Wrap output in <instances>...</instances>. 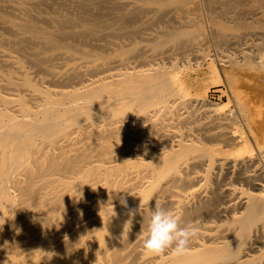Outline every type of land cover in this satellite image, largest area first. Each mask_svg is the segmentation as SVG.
Masks as SVG:
<instances>
[{
	"label": "bare ground",
	"instance_id": "bare-ground-1",
	"mask_svg": "<svg viewBox=\"0 0 264 264\" xmlns=\"http://www.w3.org/2000/svg\"><path fill=\"white\" fill-rule=\"evenodd\" d=\"M131 3L0 0V46L17 54L0 59V264H264V0ZM168 7L197 13L158 30L147 46L159 52L195 43L198 69L228 88L236 109L192 100L220 133L155 151L138 127L126 132V119L152 130L170 101L186 96L183 76L163 67L102 76L98 69L141 51L132 36L156 18L136 22L139 12ZM251 42L255 55L243 48ZM212 43L215 54L203 48ZM29 64L43 76L34 77ZM130 135L135 139L120 142ZM190 160L204 163L203 175L184 172ZM225 165L240 168L241 188L215 185L197 196V182L202 190L216 184ZM157 202L182 226L198 228L187 251L143 249L142 219ZM219 217L227 225L194 223Z\"/></svg>",
	"mask_w": 264,
	"mask_h": 264
},
{
	"label": "rangeland",
	"instance_id": "rangeland-1",
	"mask_svg": "<svg viewBox=\"0 0 264 264\" xmlns=\"http://www.w3.org/2000/svg\"><path fill=\"white\" fill-rule=\"evenodd\" d=\"M131 2H132V0H124V4L126 5V6L124 5V7H126V8L130 7L132 5ZM152 9L153 8H149V9H147V11H146V9L142 10L141 12L138 13L139 15L137 14L138 16L135 18L136 22L146 21L149 18H156L157 22L155 19L150 23H145L141 27L140 31L136 32L134 34L137 37H134V35L132 36V38L138 40L141 44V46H140L141 51L139 49V51L135 55L132 56V57H134V56L136 57V58H133L132 64H131L132 57H131V60H129V61L128 60L127 61L115 60V61L110 62V63H100L101 66L99 67L98 71H101V70H103V71L99 72L98 75L102 76V75H105L108 73H119V72L125 71L126 69H129V68L149 69L151 67H163L170 74L175 73V74H179V75L183 76V78H182V82L184 85L183 89H184V93L186 94V96H184V99L177 98V99H173L172 101H170L168 112L163 114L164 117H163L162 121L153 125L152 130H149V131L144 130L141 125H137V123H135V120L132 119V117H129L126 119V122H128V124L130 125V126H128L129 128L126 130V132H128L129 129L135 131L136 127H138L136 132L143 133V135L140 138L141 141H143V143L145 145H147L149 148L153 147L154 150L157 151L159 148H161L165 145L177 144L176 142L183 140V139H184L183 141L194 140V139H199V138L202 139V138H205V136L220 133L221 129L219 128L218 125H216L215 123H213V124L208 123L211 121L210 118H208L211 116L210 115L211 113H209L207 111L206 107H203V106L200 107L201 106L200 104H196L192 100H194V99H205L206 103H211V104L228 103V110H230V111L235 110L236 108H235V104L233 102H230V92H229L228 88L226 86H224L223 84L213 83L212 80L210 79L211 76L208 73H204L203 69H198V66H197V63L199 61L198 56L201 54V52L199 51L200 49H198V46L195 43L183 41L180 43L181 45L179 44V45H176L175 47H174V45H167L163 50H161L159 52H155L147 46L148 40L151 37V35L155 34L158 30L165 28V27H169V26L185 25L187 23L186 22L187 19L193 17L194 14L197 13L193 9V7L181 8V9H174V8L168 7L161 12H157L155 9H153V10ZM180 10H183V11H181L182 13L180 12ZM202 10L200 11L199 15L204 17V20H206L207 13L204 9H202ZM191 12H193V13H191ZM164 13H166V15ZM172 16H173V18H172ZM158 19H160L161 22L158 21ZM169 19H172V20L177 21V22L175 23L172 20L170 22ZM137 20H139V21H137ZM151 23H152V25H151ZM147 25L148 26L150 25V27L148 29L145 28V27H148ZM139 38H142V39L144 38L146 40H144V39L141 40ZM110 39L115 40L114 38H110ZM263 44H264V41H263ZM207 47H209L211 54H215V51L217 49L220 50L219 48H216L213 43L209 44L208 46H207V44H205V46L203 48L206 49ZM243 48H244L245 52H247V53H250L252 55L256 54V48L252 42L243 45ZM168 49H170V50H168ZM163 52H164V54H163ZM0 54L2 55V56L0 55V59L6 58V55H8V56H16L17 55L15 52L10 50V48L8 49L7 47H1V46H0ZM160 55H163V56H160ZM140 60H142V61L144 60L143 65L141 64L142 62ZM151 60H152V62H151ZM124 62H126V63H124ZM114 63H116L115 66L113 65ZM120 64H122V65H120ZM28 66L31 67L30 64ZM107 66L110 68L107 69L106 68ZM111 67H113V68L111 69ZM199 68H201V66ZM197 70H200V71H197ZM30 71H31V73L34 71L32 73V75L34 77L43 76L42 73L35 72L36 70L33 67H31ZM87 73H89V72H87ZM90 74H92V72H90L89 75ZM96 74L97 73H95V75ZM85 75H86V77L89 76L86 73H85ZM248 96H249V98H252L253 94H251L249 92ZM180 100H183V101H180ZM190 103H191V105H190ZM160 113H161L160 110H156L153 113H151L152 117H150L148 119V121L145 122L144 124L150 125L151 119L155 118ZM183 119H185V120H183ZM183 121H185V122H183ZM119 124H124V123H119ZM240 124H242V123L240 122ZM163 126H165V127H163ZM212 126H214V127H212ZM123 131H125V130H123ZM174 133H175V136H174ZM197 134H199V135H197ZM176 136H177V138H176ZM183 136H184V138H182ZM133 139H135L133 137V135H130V136L124 137L123 140H121L120 142L126 143L128 141H132ZM137 139H139V138H137ZM195 166H197V167H195ZM198 166H200V168ZM230 167H231L230 165H225L223 167V169L221 170V172L218 171V173H215L213 180H214V178L216 179V184H214L213 183L214 181H213L212 184H210L207 189H203V190L200 189L203 182L202 181L197 182V185L195 186V188L198 187L199 191H200V192L197 191V196L198 195L203 196L206 193V191H208L210 188L214 187L215 185H218V186L222 185L221 189H226L228 187L240 189L241 186L236 179V175L239 174V172H241L240 168L238 166H232L231 168ZM236 169H237V171H236ZM203 170H205L204 163H196L195 160H190L188 166L184 169V172L186 174H188L189 176H198V175L204 174ZM215 172H217V171H215ZM230 174H232V175H230ZM222 179L224 180V182L222 181ZM218 181H219V183H218ZM179 192L182 195H184L182 191H179ZM217 220L218 221H216V219L212 220L210 218V220H209L210 222H208V220L207 221L196 220V221H194V223H202L205 226H215V225H219V224L227 225L226 224V222H227L226 217H219V218H217ZM260 235H261L259 237L260 240L264 241V233H260Z\"/></svg>",
	"mask_w": 264,
	"mask_h": 264
},
{
	"label": "clouds",
	"instance_id": "clouds-1",
	"mask_svg": "<svg viewBox=\"0 0 264 264\" xmlns=\"http://www.w3.org/2000/svg\"><path fill=\"white\" fill-rule=\"evenodd\" d=\"M122 204H126L121 199ZM142 203V200H141ZM146 219V229L143 222ZM181 218L172 210L155 203L148 211L146 218L143 216L141 235L142 247L146 252L160 253L172 249L177 253L188 250L193 238L198 234V228L193 224L181 225ZM130 221H126L124 229Z\"/></svg>",
	"mask_w": 264,
	"mask_h": 264
}]
</instances>
